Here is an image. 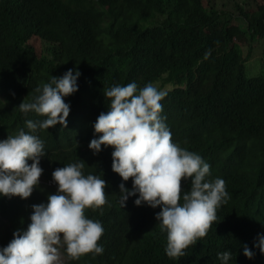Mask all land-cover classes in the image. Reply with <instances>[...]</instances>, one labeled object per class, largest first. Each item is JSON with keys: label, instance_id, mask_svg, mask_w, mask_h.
Segmentation results:
<instances>
[{"label": "trees", "instance_id": "16d2710c", "mask_svg": "<svg viewBox=\"0 0 264 264\" xmlns=\"http://www.w3.org/2000/svg\"><path fill=\"white\" fill-rule=\"evenodd\" d=\"M251 1L257 9L249 14L236 6L238 13L209 14L201 0H0V134L29 133L18 105L31 102L52 76L78 69V90L64 98L67 128L31 134L44 143L47 167L83 160L85 175L107 182V203L88 216L104 228L98 241L104 259L88 253L74 263L64 249L62 264H190L167 256L160 207L137 206V194L123 208L119 185L131 189L132 179L112 171L113 150L108 158V147L94 155L85 146L96 136L97 117L108 111L104 91L132 82L167 90L161 116L172 141L210 164L209 179L226 182L230 198L192 264H222L215 253L220 243L237 241L244 226L264 228V71L248 63L254 42L264 41V0ZM190 187L185 181L183 190ZM23 213V201L0 195V241L21 229Z\"/></svg>", "mask_w": 264, "mask_h": 264}, {"label": "clouds", "instance_id": "9594fccd", "mask_svg": "<svg viewBox=\"0 0 264 264\" xmlns=\"http://www.w3.org/2000/svg\"><path fill=\"white\" fill-rule=\"evenodd\" d=\"M201 2L209 14L223 9L213 0ZM80 75L78 69H68L61 77L52 76L34 90L37 95L31 102L23 100L18 105L22 118L29 117V133L7 130L0 134V195L16 196L25 211L21 229L0 241V264H62L64 249L72 260L103 252L98 241L104 228L88 216L89 209L96 211L107 203V182L85 175L83 160L47 167L44 143L31 134L57 124L67 128L70 105L64 98L78 90ZM104 96L110 100L108 111L97 117L98 138L88 139L87 150L95 155L101 146L108 147L104 154L108 158L113 150L112 171L122 181L132 179L131 189L119 185L123 208L129 196L137 194V206L160 207L156 220L167 233V256L175 262H199L203 240L217 221V209L230 198L225 180L209 179L210 164L172 141L166 118L161 116L167 90L151 82L138 88L132 82L113 86ZM38 115L46 118L41 121ZM185 181L191 185L187 192ZM237 238L216 248L222 264H264V228L244 226Z\"/></svg>", "mask_w": 264, "mask_h": 264}, {"label": "rangeland", "instance_id": "374dc122", "mask_svg": "<svg viewBox=\"0 0 264 264\" xmlns=\"http://www.w3.org/2000/svg\"><path fill=\"white\" fill-rule=\"evenodd\" d=\"M214 2H216L218 5H220V7H222L223 9H227L230 10L232 12L238 13V8L244 10V12L248 13L252 10L256 9V5L253 1L251 0H236V1H227V0H213ZM237 3V4H236ZM236 6V7H235ZM251 15V14H250ZM236 23L238 24H242V22L240 20H236ZM243 47H245L246 45H242ZM254 51H255V55L257 52V55L255 57H253V61L251 60L249 65H251L252 67L256 68H260L263 69L264 71V41L262 38H258L254 44ZM62 257V254H61ZM63 261V258H61Z\"/></svg>", "mask_w": 264, "mask_h": 264}, {"label": "bare ground", "instance_id": "6f19581e", "mask_svg": "<svg viewBox=\"0 0 264 264\" xmlns=\"http://www.w3.org/2000/svg\"><path fill=\"white\" fill-rule=\"evenodd\" d=\"M133 1H134V0H133ZM139 1L141 2V0H139ZM139 4H140V3H139ZM236 4H237V3H236ZM63 5H64V4H63ZM30 6H31V5H30ZM36 7H37V6H36ZM51 7H52V6H51ZM54 9H55V8H54ZM126 9H127V8H126ZM39 10H40V9H39ZM42 10H43V9H42ZM37 11H38V10H37ZM41 12H42V11H41ZM219 12H220V11H219ZM228 13H229V12H228ZM230 13H231V12H230ZM38 14H39V13H38ZM52 15H53V13H52ZM44 16H45V15H44ZM241 16H242V15H241ZM52 17H53V16H52ZM39 19H40V18H39ZM42 22H43V21H42ZM44 22H45V21H44ZM244 22H245V21H244ZM47 23H48V22H47ZM49 26H50V25H49ZM47 28H48V27H47ZM246 28H247V27H246ZM49 29H50V28H49ZM44 36H45V35H44ZM44 36H43V38H44ZM46 37L48 38V36H46ZM46 40H47V39H46ZM39 45H40V44H39ZM40 47H41V46H40ZM250 61H251V60H250ZM252 61H253V60H252ZM248 63H250V62H248ZM100 244H101V243H100ZM100 244H99V245H100ZM100 246H101V245H100ZM110 249L113 250V248H110ZM64 252H65V251H64ZM102 254H103V253H102ZM110 254H111V253H110ZM114 254H115V253H114ZM65 255H67V254L65 253ZM92 255H93V254H92ZM103 255H104V254H103ZM107 255H108V252H107ZM116 255H117V254H116ZM97 256H99V255L97 254ZM97 256H96V254H95L94 258L97 257ZM101 256H102V255H101ZM101 256H99V257H101ZM113 256H114V255H113ZM99 257H98V258H99ZM105 257H106V255H105ZM115 257H116V256H114V258H115ZM61 258H62V257H61ZM66 258H67V257H66ZM81 258H82V257H81ZM94 258H92V260H93ZM83 259H84V257H83ZM83 259H82V260H83ZM99 259H100V258H99ZM102 259H104L103 256H102ZM107 259H108V258H107ZM61 260H62V259H61ZM100 260H101V259H100ZM79 261H80V260H79ZM98 261H99V260H98ZM73 262H74V260H73ZM77 262H78V260H77ZM81 262H82V261H81ZM84 262H85V263H89V262H90V259H89V262H88V261H84ZM84 262H83V263H84ZM69 263H71V262H69ZM74 263H76V262H74ZM95 263H96V261H95ZM95 263H93V264H95ZM97 263H98V262H97ZM102 264H103V263H102ZM120 264H121V263H120Z\"/></svg>", "mask_w": 264, "mask_h": 264}]
</instances>
